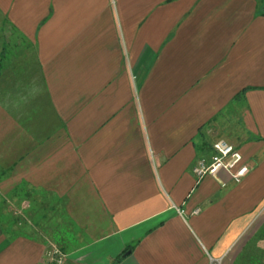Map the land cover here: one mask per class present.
I'll use <instances>...</instances> for the list:
<instances>
[{
	"label": "crops",
	"instance_id": "obj_1",
	"mask_svg": "<svg viewBox=\"0 0 264 264\" xmlns=\"http://www.w3.org/2000/svg\"><path fill=\"white\" fill-rule=\"evenodd\" d=\"M0 13L35 47L50 118L0 121V264H51L50 246L63 264H264V0ZM218 139L241 181H196Z\"/></svg>",
	"mask_w": 264,
	"mask_h": 264
},
{
	"label": "rangeland",
	"instance_id": "obj_2",
	"mask_svg": "<svg viewBox=\"0 0 264 264\" xmlns=\"http://www.w3.org/2000/svg\"><path fill=\"white\" fill-rule=\"evenodd\" d=\"M25 34L0 13V121H50L36 50Z\"/></svg>",
	"mask_w": 264,
	"mask_h": 264
},
{
	"label": "built area",
	"instance_id": "obj_3",
	"mask_svg": "<svg viewBox=\"0 0 264 264\" xmlns=\"http://www.w3.org/2000/svg\"><path fill=\"white\" fill-rule=\"evenodd\" d=\"M213 150L214 154L210 161L200 159L192 168L196 181L201 180L208 174L215 175L220 169L231 171V178L235 182L241 181L242 177L247 173L248 167L246 165H239L235 171L231 170L241 160L240 153L233 145L225 140L218 139L213 143ZM45 257L51 264H63L65 260V254L53 246H50L45 251Z\"/></svg>",
	"mask_w": 264,
	"mask_h": 264
}]
</instances>
